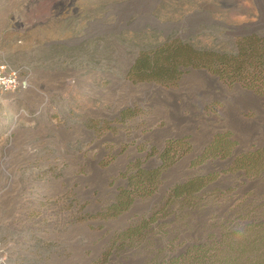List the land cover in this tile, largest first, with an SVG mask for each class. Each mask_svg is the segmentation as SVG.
I'll use <instances>...</instances> for the list:
<instances>
[{"label": "rangeland", "instance_id": "1", "mask_svg": "<svg viewBox=\"0 0 264 264\" xmlns=\"http://www.w3.org/2000/svg\"><path fill=\"white\" fill-rule=\"evenodd\" d=\"M47 23L39 38L4 41L12 24ZM253 32H264V0H0V57L33 73L27 91L0 89V264H88L171 185L231 162L196 159L217 133L231 135L234 154L264 147V94L205 68L174 85L128 75L167 39L232 51ZM126 81L179 92L136 95ZM173 139L183 141L163 163ZM133 162L163 164L157 191L116 217L88 215L115 197Z\"/></svg>", "mask_w": 264, "mask_h": 264}, {"label": "trees", "instance_id": "2", "mask_svg": "<svg viewBox=\"0 0 264 264\" xmlns=\"http://www.w3.org/2000/svg\"><path fill=\"white\" fill-rule=\"evenodd\" d=\"M190 67L264 94V32L243 35L232 51L170 38L140 52L128 75L134 81L174 85ZM182 141L169 140L163 163L171 157L170 146ZM235 143L229 133H217L196 159L213 154L231 162L171 185L149 211L114 230L88 264H264V147L234 154ZM162 166L133 162L122 173L126 183L115 197L88 215L110 219L138 198L152 196L161 183Z\"/></svg>", "mask_w": 264, "mask_h": 264}, {"label": "built area", "instance_id": "3", "mask_svg": "<svg viewBox=\"0 0 264 264\" xmlns=\"http://www.w3.org/2000/svg\"><path fill=\"white\" fill-rule=\"evenodd\" d=\"M33 73L26 72L0 57V89L5 92L27 91L32 88Z\"/></svg>", "mask_w": 264, "mask_h": 264}, {"label": "crops", "instance_id": "4", "mask_svg": "<svg viewBox=\"0 0 264 264\" xmlns=\"http://www.w3.org/2000/svg\"><path fill=\"white\" fill-rule=\"evenodd\" d=\"M2 25L6 26L7 24L4 22ZM51 25L52 24L47 23V24H44V26H41V28L39 30H34V29H30V28L24 29L19 24L17 27L12 24L9 26V28L5 29L4 41H5V43L8 44V47H11V45H14L15 41L19 40V38L21 36H24L26 41L31 40L34 36L36 38H39L40 33L45 32L44 29H46V30L49 29L51 27Z\"/></svg>", "mask_w": 264, "mask_h": 264}, {"label": "bare ground", "instance_id": "5", "mask_svg": "<svg viewBox=\"0 0 264 264\" xmlns=\"http://www.w3.org/2000/svg\"><path fill=\"white\" fill-rule=\"evenodd\" d=\"M254 25H256V23H252V26H254ZM125 84H127L129 86L130 90H132V92L135 93L136 95H138V93H140V92H142L144 90H148L151 93H156V94H158L161 97L167 95L168 93H177V92H179V90H174V89L166 90L162 86L157 85L155 83H147V84L144 83V84L133 85L131 82L126 81ZM125 87H126V85H125Z\"/></svg>", "mask_w": 264, "mask_h": 264}]
</instances>
